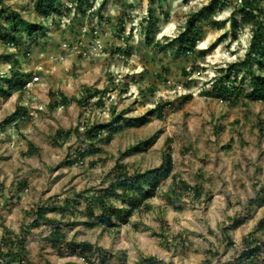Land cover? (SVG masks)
I'll return each instance as SVG.
<instances>
[{"label": "rangeland", "instance_id": "1", "mask_svg": "<svg viewBox=\"0 0 264 264\" xmlns=\"http://www.w3.org/2000/svg\"><path fill=\"white\" fill-rule=\"evenodd\" d=\"M2 1L45 27V34H35L40 41L29 54L25 45L31 41L25 34L18 46L0 42V245L5 237L22 239L28 251L10 264H99L101 254L107 264H149L144 258L159 264H224L236 261L252 232L264 241V104L201 94L247 54L251 34L239 22V9L235 16L234 10H217L211 18L204 11L210 0H89L93 7L84 2L85 16L70 6L69 16L63 12L46 19L35 11L36 0ZM151 14L156 24L148 30L144 19ZM195 14V26L203 32L197 50L206 51L204 58L156 49L157 42L178 37ZM7 26L0 19V27ZM65 42L71 49L77 46L76 52L63 48ZM98 45L94 57H84ZM119 48L132 56L118 54ZM7 57L18 60L21 72L31 75L23 90L10 88ZM193 67L195 72L186 79L183 70ZM240 71L236 76L249 81ZM125 83L126 92L120 87ZM86 89L104 92L105 107H96V99L80 104ZM60 93L71 104L52 108L53 95ZM190 94L192 100L185 102ZM160 102L171 105L163 116L154 111ZM18 107H25L27 115L7 123ZM113 110L123 118L96 144L101 152L76 134L56 138L60 131L110 122ZM132 118H143L145 124L133 126ZM30 144L38 154H26ZM77 151L87 152L78 165L73 163ZM167 156L173 159L172 175L191 189L178 184L176 194L170 193L172 177L165 179L150 201L153 209L136 213L130 224L90 228L83 200L63 211L77 194L107 187L118 161L134 173L162 166ZM196 186L201 188L199 196H194ZM54 204L60 210L33 223L38 207ZM58 227L65 243L51 239ZM82 242L91 244L93 253L73 248Z\"/></svg>", "mask_w": 264, "mask_h": 264}, {"label": "trees", "instance_id": "2", "mask_svg": "<svg viewBox=\"0 0 264 264\" xmlns=\"http://www.w3.org/2000/svg\"><path fill=\"white\" fill-rule=\"evenodd\" d=\"M84 2H89V0H67V2L63 4L59 3V0H36L34 8L39 17L46 19L52 15L56 16V14H63V12L69 16L71 13L70 6H76L81 14L85 16L87 9L82 7ZM0 5V19L5 20L8 24L7 28L0 27V42L8 46H18L21 45L20 39L22 34H25L31 41V43L25 45L26 54H29L33 44L39 43L40 41V35L35 36V34L37 32L45 34L44 25L41 23H32L24 19L20 13L5 5L2 0H0ZM87 6L93 7V3L89 2ZM237 9L240 10V24L247 25L251 34L247 54L243 60L231 63L225 71V78L218 77L214 81H211L209 86L201 91V94L207 98L219 96L228 98L230 101H238L244 98L248 102L264 104V0H210L208 5L204 8V11H207L211 18H213V14L217 10L220 12L234 10L233 16H235V11ZM198 17V14L192 15L186 22L185 30L178 37L166 43L157 42L154 45L156 49L164 54L168 51H172V54L178 57L197 53L201 58H204L206 51L197 50L198 44L203 41L202 30L195 26V21ZM233 19V24L235 26L239 24L238 21L235 20V17ZM205 22L207 21L205 20ZM144 24L147 25L148 30L155 26L156 21L153 14H151L148 19H144ZM122 26H124L123 22ZM95 32H97V30L93 28L94 35ZM94 38H97V36L95 35ZM148 43L151 45L153 41L148 40ZM116 52L126 55L127 59L132 56L131 51H125L123 48L117 49ZM7 59L11 64L10 76H7L10 88L12 90H23L31 75H26L21 72V65L18 60L13 58L10 59V57H7ZM241 69L243 70L242 75L244 74L250 77L249 81L246 80L244 76L241 78L236 76L241 72ZM167 71L169 72V70ZM194 72L195 68L193 67L190 71L183 70V75L188 79ZM233 74L236 76L234 79L231 78ZM120 87H122V91L126 92L129 89V84H121ZM3 88L0 79L1 92H4ZM85 93L86 95L78 100L80 104L90 105L91 100L96 99V107H105L104 92L98 89H86ZM53 96L55 101L52 103V108L71 104V99L62 93ZM192 97L193 95L191 94L187 95L184 101H191ZM169 105L170 103L160 102L156 105L154 111L160 116H163L164 110ZM111 113L113 116L110 122H97L91 126H80L74 130L60 131L56 134V138L67 139L72 134H76L78 138L85 140L86 143L90 144V146L95 149L98 141L105 139V131L119 124L123 118V115H117L114 110ZM25 115H27V109L25 107H18L13 114L7 117L6 122L12 124L15 120L24 118ZM129 124L133 126L143 125L145 124V119L132 118L129 120ZM1 130H4L3 124H0V131ZM111 138L112 136L110 135L107 140L109 141ZM95 150L101 152L99 148ZM38 153L39 149L30 144L26 154L31 156ZM86 156L87 152L77 151V156L73 160V163L78 165ZM92 165H95V163ZM173 169L174 165L171 156H167L166 163L158 168L143 172L138 170L134 173L129 172L125 163L118 161L111 172V178L107 187H98L77 194L73 201L67 200L65 202L63 211L69 210L72 202L79 205L81 200H83L88 209L89 218L87 225L90 228L102 226L112 230L121 225L130 224L131 218L136 213L140 211L149 212L153 209L150 201L158 196L161 182L165 179L172 177L173 182L169 190L170 193L176 194V190L179 188L178 184H182L184 189H191L184 181H177L178 178L172 175ZM193 192L194 196H199L201 194V188L197 186L193 187ZM260 195L264 196V188ZM167 196L169 200L170 194H167ZM117 202L121 203V207L118 206ZM58 210H60V207H58L57 204L38 207L34 212L36 219L33 223L37 224L40 220L46 219L49 213H56ZM256 233L257 231H254L244 238V248L236 261L224 264H264V241L257 237ZM51 239L56 244L66 242V237L59 227L51 233ZM5 240L6 241L0 245V264L19 262L27 255L28 251L22 239L15 240L5 237ZM228 243L233 244L229 237ZM73 248L83 249L85 252L93 253V247L89 243H73ZM88 262L92 263L91 259H88ZM143 262L159 264L152 258H144ZM99 264H107L106 258L102 254L100 255ZM202 264H212V261L205 260Z\"/></svg>", "mask_w": 264, "mask_h": 264}, {"label": "built area", "instance_id": "3", "mask_svg": "<svg viewBox=\"0 0 264 264\" xmlns=\"http://www.w3.org/2000/svg\"><path fill=\"white\" fill-rule=\"evenodd\" d=\"M95 35L97 36V35H98V32H95ZM97 42L99 43V40H98ZM62 47H63V48H68L67 50H69V51H75V52H76V50H77V48H78V47L76 46V47H74L73 49H71V45H69L67 42L63 43ZM99 48H101L100 45H98L97 47L94 46V47H92L90 50L85 51V52L83 53L84 57H86L87 59H91L92 57H94V56L96 55V52H97V50H98ZM77 53H80V51H77ZM60 58H61V60H62V59H63V56H61ZM35 80H38V77H36ZM212 81H213V80H212Z\"/></svg>", "mask_w": 264, "mask_h": 264}]
</instances>
